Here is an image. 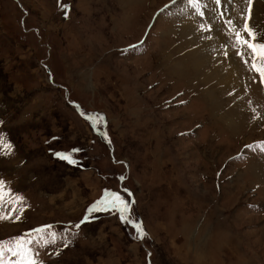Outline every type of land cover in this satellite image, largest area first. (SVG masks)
I'll use <instances>...</instances> for the list:
<instances>
[{
    "label": "rangeland",
    "instance_id": "1",
    "mask_svg": "<svg viewBox=\"0 0 264 264\" xmlns=\"http://www.w3.org/2000/svg\"><path fill=\"white\" fill-rule=\"evenodd\" d=\"M179 1L0 0V241L37 264H264V0L216 19L240 62L226 90L186 57L183 23L211 30ZM113 193L123 220L96 205Z\"/></svg>",
    "mask_w": 264,
    "mask_h": 264
},
{
    "label": "bare ground",
    "instance_id": "2",
    "mask_svg": "<svg viewBox=\"0 0 264 264\" xmlns=\"http://www.w3.org/2000/svg\"><path fill=\"white\" fill-rule=\"evenodd\" d=\"M240 1L241 2L243 1L244 4L246 3V0H196L195 3H196L197 8L200 10H203L207 13V18H209V24H210V26H208L209 28H207V29L211 30V32H209V31H207V29H205V28L203 29L204 32L205 31H207V32H206V35L203 36L202 40L199 39V38H201V35H200L201 32H199V29H198L199 25L194 21L186 20L183 23V26L180 27V29H179L180 35H182V37L183 36H189V38L191 37L189 45H193L194 50L193 51L191 50V52L186 53V57L190 60L189 62L192 65L193 69L199 71V70H202L201 67H203V68L209 67L207 72H206L207 73L206 76L212 78V80H214L215 83L217 85H219L222 90L223 89L226 90L230 86H233L234 88L238 87L239 86V83H238L239 80L238 79L241 78V71H240V67H239L240 62H239L238 58L235 57L233 49L230 47V45L233 46L232 42L227 41L228 39L225 37V35L223 33V28L220 25L216 24L215 22H216L217 18H219L221 15H224V19L227 20L228 23L231 22V19H233L234 21L232 20V25H238L237 24V22H238V16L237 15L238 14H236V15L231 14V9L234 7V5L237 2H240ZM184 2H185L184 0H180L179 2L176 3V5L180 6ZM187 3H190L191 4L190 6H192V2H187ZM219 13H222V14H219ZM225 20H224V22H225ZM195 46H197V47L195 48ZM224 47H227V48H224ZM185 48H186V46H185ZM179 58H181V57H179ZM181 68H182V66H181ZM195 74H197V73H195ZM192 76H193V74H192ZM193 80L195 81V79H193ZM241 94H243V90H242ZM208 97H209V99H212L213 94L211 92H210V94L208 93ZM228 100L230 101V99H228ZM216 107H217V105H216ZM229 111H230V109H229ZM227 113H228V111H227ZM235 116H236V114H235ZM224 119L229 120V119H227V117H224ZM232 123H233V121H232ZM224 197H226V195ZM262 230H264V229H261V231ZM259 232H260V230L258 231V233ZM254 234H256V233H254ZM229 243H230V241H229ZM236 243H238V242H236ZM235 246H236V244H235ZM237 248L238 247H233V249L236 250V252H241L242 249L237 250ZM234 255H236L237 258H240V256H241L235 252H234Z\"/></svg>",
    "mask_w": 264,
    "mask_h": 264
},
{
    "label": "snow or ice",
    "instance_id": "3",
    "mask_svg": "<svg viewBox=\"0 0 264 264\" xmlns=\"http://www.w3.org/2000/svg\"><path fill=\"white\" fill-rule=\"evenodd\" d=\"M190 2L195 3L196 0H190ZM67 7V6H65ZM247 31V28L245 29ZM251 36L252 34L249 33ZM237 36L239 37V34L237 33ZM252 39H255L254 36H252ZM247 43V41H245ZM248 47L253 49V55L254 57H259L260 64L257 66L256 63L253 64L254 70L259 72L261 76H264V44H248ZM11 146L7 143H4L3 141H0V148L3 149H9ZM57 156H59L61 159H66L71 163L70 154H62L57 153ZM123 179V178H122ZM3 181H0V201H3L5 193L2 188ZM96 205H103L105 207L111 206L116 208L121 213V219L123 220L124 213L128 210V203H126L118 193H113L111 197H102L101 200L96 202ZM98 210V208H90L89 211ZM4 216H0V219H4ZM18 218V217H17ZM87 217H85V220ZM84 221H81L83 223ZM44 227H51V226H44ZM76 227H79V225H76ZM35 232H42L43 229H35L33 230ZM27 235V234H26ZM141 235L143 236L144 233L141 232ZM54 238V237H53ZM49 241L45 240V244H47ZM32 241L24 240L22 237H14L12 238V241H0V264H3V256L5 252L10 253L12 256L17 257L18 259L14 262V264H37L36 260L34 259L36 253L31 248H25V244H31ZM31 252V256L28 255V253Z\"/></svg>",
    "mask_w": 264,
    "mask_h": 264
}]
</instances>
